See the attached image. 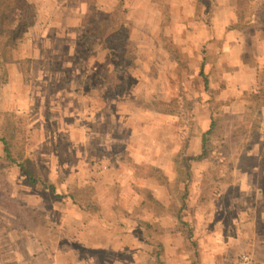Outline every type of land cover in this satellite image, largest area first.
I'll return each mask as SVG.
<instances>
[{
  "label": "rangeland",
  "instance_id": "obj_1",
  "mask_svg": "<svg viewBox=\"0 0 264 264\" xmlns=\"http://www.w3.org/2000/svg\"><path fill=\"white\" fill-rule=\"evenodd\" d=\"M27 1L36 22L5 65L0 136L37 182L24 183L16 164L0 170V264H68L65 251L112 261L113 248L136 244L122 222L194 215L199 196L229 221L257 217L264 0H96L95 11L87 0ZM181 129L192 134L186 148ZM136 164L158 166L166 183ZM50 180L68 194L55 196ZM92 198L117 225L80 206Z\"/></svg>",
  "mask_w": 264,
  "mask_h": 264
},
{
  "label": "crops",
  "instance_id": "obj_2",
  "mask_svg": "<svg viewBox=\"0 0 264 264\" xmlns=\"http://www.w3.org/2000/svg\"><path fill=\"white\" fill-rule=\"evenodd\" d=\"M65 30H73V26L67 23ZM75 29V28H74ZM66 31H64L65 33ZM68 35V34H66ZM25 41V40H24ZM21 42L20 44L24 43ZM19 44V45H20ZM57 44V43H56ZM30 56V55H25ZM57 171V169H56ZM263 184L260 188L262 192V197L258 199V215H250L249 212L244 216V213L240 214L241 217L234 220H227L225 216H221L223 209L219 207L218 203L214 199L202 198L191 203L190 208H194V215L189 212L190 215H177L173 218L169 216L161 215L157 219H148L147 217H134L130 224H140L142 226L146 225L144 228L145 232L139 234L132 230L130 233L134 237L136 242L135 245L131 247H116L113 248L115 259L108 261H88L84 258L80 263L78 260L74 259L73 251H65L66 258L69 262L68 264H240V253H247L251 256L252 260L255 262H261L264 264V171H263ZM102 204V203H100ZM165 207L170 208L169 204ZM116 205L113 204V207ZM251 205H249L250 207ZM85 211V210H84ZM168 211V210H167ZM166 211V213H167ZM102 212V211H101ZM103 215V214H102ZM104 216V215H103ZM107 220L119 219L116 217L107 218ZM156 218V217H155ZM104 227L113 228L104 224L97 219ZM158 220V221H156ZM178 220V224L181 225L175 230H172L169 225L173 221ZM183 221L187 223H193L192 236L193 239L197 240V247L199 249V257L197 258L195 250H190L187 248L186 243V233ZM144 222V223H143ZM124 224V222H122ZM156 224L162 226L159 233V238L154 239L155 231H157ZM165 226V230H164ZM189 226V224H188ZM158 243L160 246H158ZM2 245V244H1ZM0 245V246H1ZM104 249V247H102ZM102 248L96 250L101 252ZM105 248V250H111ZM112 249V250H113ZM84 251V250H83ZM71 252V253H70ZM4 250L0 249V255L2 258L5 256ZM69 254V255H68ZM158 254V255H157ZM21 260L20 258H18ZM45 264H55L45 263Z\"/></svg>",
  "mask_w": 264,
  "mask_h": 264
},
{
  "label": "trees",
  "instance_id": "obj_3",
  "mask_svg": "<svg viewBox=\"0 0 264 264\" xmlns=\"http://www.w3.org/2000/svg\"><path fill=\"white\" fill-rule=\"evenodd\" d=\"M87 1L89 3L88 5L89 8L95 11L94 5L96 0H87ZM16 12H20L21 17L18 20V22L14 23L13 16ZM36 13H37L36 8L29 5L27 0H0V100L2 98V89L4 84L3 81H4L5 65L15 60L14 51L19 46V44L25 40L27 32L35 24ZM199 73L205 76L204 84L205 86H207L208 77L204 73V70L201 69ZM185 99L187 100V98ZM184 109L187 112L189 111L188 110L189 108L187 109L186 105H184ZM215 121H216V117L213 116L208 132H212V127L214 126ZM180 131H182V129ZM191 135H192L191 133L188 132L186 133V131L184 130L182 131L181 136L183 138V143L185 148L186 145L190 142ZM11 143L12 141L8 137L0 136V146L2 148V153L0 154V170L3 169L4 167H9L11 165L16 164L19 167V171L22 173L23 179L25 180L24 183H27L29 185H34L37 182L36 177L29 169L28 165L26 164V161L24 160L18 161V159L15 157L14 153L12 152ZM201 155L202 153L196 156H191L190 159L199 158V156ZM147 167L148 169L146 170ZM135 168H136V174L143 178L154 177L156 173H158L159 175L160 172L159 167L155 165L136 164ZM160 177L162 178L163 176L159 175V178ZM163 178L162 180L160 179L161 183L165 182L163 181ZM58 182H60V180L56 182L50 180L48 181L47 187L51 189V192L55 196H64L68 194L64 192L58 193L57 191ZM151 194H152L151 191H149V195ZM79 204L83 208L87 207L91 209V211H95L100 221L104 224L113 226L117 222V219L107 220L104 218L101 212V208L98 205L96 199L94 198L91 199V203H85L83 201H79ZM182 222L188 225L187 222L183 220ZM123 225L125 226L126 230H130V231L133 230L135 233L136 231H138L139 234H143L145 232L144 228L146 227V225L144 226L140 224L126 225V223H124ZM189 231L192 233L191 229ZM158 246H160L159 243Z\"/></svg>",
  "mask_w": 264,
  "mask_h": 264
},
{
  "label": "built area",
  "instance_id": "obj_4",
  "mask_svg": "<svg viewBox=\"0 0 264 264\" xmlns=\"http://www.w3.org/2000/svg\"><path fill=\"white\" fill-rule=\"evenodd\" d=\"M240 264H263L261 262H255L252 260L251 256L247 253L240 254Z\"/></svg>",
  "mask_w": 264,
  "mask_h": 264
}]
</instances>
